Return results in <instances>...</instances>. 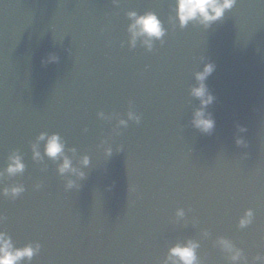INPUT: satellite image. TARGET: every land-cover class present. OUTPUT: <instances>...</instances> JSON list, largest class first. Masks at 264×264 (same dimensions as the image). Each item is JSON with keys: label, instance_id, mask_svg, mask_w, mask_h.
I'll list each match as a JSON object with an SVG mask.
<instances>
[{"label": "water", "instance_id": "95a60500", "mask_svg": "<svg viewBox=\"0 0 264 264\" xmlns=\"http://www.w3.org/2000/svg\"><path fill=\"white\" fill-rule=\"evenodd\" d=\"M129 12L161 21L151 51L129 45ZM49 53L56 63H42ZM205 63L207 134L190 123ZM41 132L60 136L82 179L58 174ZM14 153L24 171L0 175V188L25 191L0 196V231L15 247L40 244L27 264H164L188 240L199 264H232L220 238L253 264L264 255V0H236L207 27H180L175 0H0V173Z\"/></svg>", "mask_w": 264, "mask_h": 264}, {"label": "clouds", "instance_id": "9594fccd", "mask_svg": "<svg viewBox=\"0 0 264 264\" xmlns=\"http://www.w3.org/2000/svg\"><path fill=\"white\" fill-rule=\"evenodd\" d=\"M176 3V20L180 27H185L190 21H197L205 27L212 23L221 20L224 13L233 8L236 0H175ZM127 16L131 23L128 25V33L130 34L129 45L134 47L138 38H143L142 43L147 50L151 51L152 42L155 40H161L165 36V29L158 19V17L152 12H146L143 15H137L135 12L127 13ZM58 57L54 53H49L42 59V63H56ZM214 65L212 63H205L202 69L195 73L194 79L196 85L191 89V95L199 101V107L196 108L191 117V126L201 133H211L215 127V121L211 115L206 111L208 105L213 102L214 97L208 92V89L204 83L206 78L213 72ZM103 118V113L97 114ZM128 119L138 121V117L132 112L127 114ZM121 125H126L125 120H120ZM247 129L240 127L239 131L244 132ZM37 142L45 141L44 143V155L49 159L55 161L57 157L61 158V163L57 166V172L63 176L65 173H72L77 178L82 179L84 173L71 165V161L64 156V143L60 136L56 133L47 134L41 132L36 137ZM234 143L237 146L244 145L245 141L242 137H236ZM107 153L110 155L111 150L108 149ZM33 158L39 159L40 152L38 146L33 145ZM89 163L87 156L81 158V165L86 167ZM24 164L21 157L17 154H12L8 157V164L3 169L0 175L7 174L8 176H14L24 171ZM36 189L40 186L36 185ZM77 187L74 180L69 179L65 184V189H72ZM25 191L23 185H13L10 187L0 188V196L9 197L15 199ZM177 217H183V209L176 210ZM253 212L251 209H246L242 216L239 217L237 226L239 228H245L252 223ZM4 220L3 216H0V222ZM219 246L230 253L229 259L232 264H237L242 260L241 251L233 246V244L224 238L218 239ZM199 247L198 243L193 240H188L183 244H176L168 249V254L165 257L164 264H199L196 249ZM40 250V244L28 243L23 247H15L11 237L4 231H0V264H21V261H31L33 256ZM246 264V262H245ZM253 264H264V255H256L253 257Z\"/></svg>", "mask_w": 264, "mask_h": 264}]
</instances>
